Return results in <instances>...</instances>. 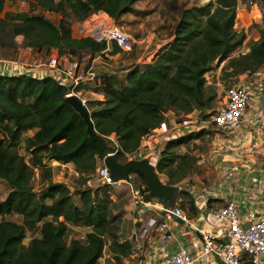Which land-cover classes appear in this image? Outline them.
<instances>
[{"label":"trees","instance_id":"obj_1","mask_svg":"<svg viewBox=\"0 0 264 264\" xmlns=\"http://www.w3.org/2000/svg\"><path fill=\"white\" fill-rule=\"evenodd\" d=\"M33 1L31 14L16 11L2 16L6 2L0 0V49L5 55L16 49L18 36L46 55L51 50L75 57L105 51L104 42L73 38L71 26L96 12L117 23L122 16L136 13L133 6L138 0ZM197 1L207 3L181 10L173 40L150 63H136L140 52L134 46L121 53L129 59L126 69L105 66L108 72H101L100 89H94L102 92L103 100L86 103L94 130L108 146L114 145L115 159L121 164L127 161L124 154L135 152L141 138L158 127L166 114L183 119L197 110L201 120L208 118L205 113L214 97L205 87L206 73L223 62L226 78L264 66V31L247 53L239 52L246 34L234 29L238 0ZM49 15L60 19L54 23ZM113 46L114 55L119 50ZM66 94L50 78L0 76V181L8 189L0 201V264H105L106 259L109 264H130L133 242L119 237L110 198L89 185L90 174L102 166L107 153L87 136L86 125ZM203 132L188 133L163 147L155 171L166 184L175 186L195 171L197 160L179 149ZM51 164L71 166L78 174L75 189L53 182ZM36 175L44 185L38 192L33 188ZM136 176L143 192L149 191L144 179ZM178 198L177 205L189 218L195 217L193 196L181 189ZM14 216L19 221L6 220ZM27 234L32 238L25 245Z\"/></svg>","mask_w":264,"mask_h":264},{"label":"built area","instance_id":"obj_2","mask_svg":"<svg viewBox=\"0 0 264 264\" xmlns=\"http://www.w3.org/2000/svg\"><path fill=\"white\" fill-rule=\"evenodd\" d=\"M15 6L20 14L35 11L28 0H19ZM78 33L81 38L104 42L106 50L95 55L83 54L76 57L60 56L56 50H51L46 55L26 46L24 41L15 39L16 50L12 57L0 58V76L50 78L66 89V97H77L86 108L88 100L84 98V94L89 93L91 88L100 87L102 83L101 72L98 71V64L104 65L102 55L110 49L111 44H115L121 53H129L135 42L104 12L93 13L81 21ZM212 74L213 71L206 73L205 81ZM260 96H264V66L245 74L238 82H229L224 90L221 108L211 115L207 111L206 120H201V112L197 110L185 115L183 119H178L171 113L166 114L158 127L141 138L138 149L131 154L125 153L124 158L127 161L147 160L155 168L161 150L169 141L208 126L214 131L226 132L227 135L236 136L244 127H248L249 133L262 135L264 113L256 114L251 121L247 120L249 111L256 110L259 105ZM109 139L117 146L112 137ZM114 150L116 154L115 147ZM95 175L106 187L122 184L128 186L129 206L135 215L140 217L146 211L155 214L147 220L137 219L138 222L130 230L128 238L133 242L132 253L142 255L135 264H197L199 258L210 257L213 260L215 256L225 264H264V213L250 212L242 216L233 202H226L222 207L213 209L210 212L211 220L207 221L210 231L196 227L193 229L191 226L199 237L195 242L199 255H193L182 247L170 249L176 238L164 219L173 217L182 225H190V218L179 206L163 207L156 200L145 201L148 191L135 188L129 181L114 183L104 163L95 171ZM203 192L207 196L212 194L206 190ZM154 243L158 245L156 249L153 247ZM146 251L150 255L147 258L143 255Z\"/></svg>","mask_w":264,"mask_h":264},{"label":"rangeland","instance_id":"obj_3","mask_svg":"<svg viewBox=\"0 0 264 264\" xmlns=\"http://www.w3.org/2000/svg\"><path fill=\"white\" fill-rule=\"evenodd\" d=\"M6 7L9 4L15 6L19 0H5ZM34 3L33 0H28ZM207 1H197V0H138L133 6L136 13L131 15L127 14L121 17L117 24L122 28V31L129 35L134 42L140 43L135 44V47L139 50V64L144 65L152 61L155 55L168 43L173 40V29L179 19L180 12L182 9H188L191 7L203 6ZM46 15V14H45ZM51 21L57 23L58 15H49ZM234 29L236 32H245L246 40L245 44L241 47V53H247L249 45L257 41L260 32L264 31V0H238L236 8V19ZM6 40L7 37L3 36ZM126 55L122 54L116 60L113 58H108L102 55V62L105 66L113 67L117 70L123 71L128 65ZM224 62L217 66L213 70V74L208 77L205 81V87L209 94L213 96L211 101V108L208 112L211 114L217 112L223 104V96L225 87L229 82H238L245 75L240 77H224L222 67ZM86 98V97H84ZM262 113L259 105L256 106V110L249 111L247 120L251 121L256 114ZM207 114V113H205ZM201 117V115H200ZM209 127V128H208ZM206 129H202L203 135L193 142H191L187 147H182L179 149V153H189L190 156L194 157L196 160L201 159L202 156H207L211 151L212 142L219 139H224L227 137L226 132H217L212 130L211 126ZM201 131V130H200ZM264 141V134L260 136ZM109 146H114L109 144ZM22 151H20L21 153ZM124 157V156H123ZM123 157H118L117 159L123 161ZM53 166V182L65 184L72 190L75 189V179L77 178L68 169L57 167L55 164ZM56 166V167H55ZM196 165L195 172L202 173ZM213 172V170H211ZM210 173V172H208ZM160 176V175H159ZM163 183L166 184V179L160 176ZM135 188H144L141 181L133 173L128 180ZM192 181L197 182L192 178ZM192 182V183H193ZM89 185L92 189H97L99 193H105L111 200V216L115 218L114 225L117 227V233L121 239L129 237L130 228L128 224V207L130 203V196L128 186L122 184L121 186H113L110 188H102L100 181L97 179L95 173L90 174ZM176 186V185H175ZM33 188L36 192L42 191L44 185L39 181L38 176H35L33 181ZM102 188L101 190H99ZM8 189L3 181H0V201L6 196ZM210 216L208 215L207 218ZM6 220L19 221L17 217H7ZM1 221V218H0ZM38 236V235H37ZM32 238L31 234H27L24 244L27 245ZM103 260H101V263ZM108 259L105 260V264H109Z\"/></svg>","mask_w":264,"mask_h":264},{"label":"crops","instance_id":"obj_4","mask_svg":"<svg viewBox=\"0 0 264 264\" xmlns=\"http://www.w3.org/2000/svg\"><path fill=\"white\" fill-rule=\"evenodd\" d=\"M15 12L16 6L9 4L8 7H6L5 3L2 16L5 13L13 14ZM57 18L58 20L60 19L59 16ZM79 23L80 22H76L71 26V34L73 38H81L78 33ZM15 39L23 41V37L21 36H18ZM135 44L139 45L140 43L135 42ZM113 45L114 44H111L110 49L104 53V56L116 60L121 56V52L119 51L117 54L113 55L111 53L113 52ZM138 49L140 50L139 46ZM15 50L16 49L11 51L8 55H5L3 50L0 49V58L8 59L12 57ZM136 63L139 64V60H137ZM98 71L103 73L108 72V68L104 65L98 64ZM94 89L95 88H91L89 93L87 92L84 94V97H86L88 101H102V92L94 91ZM260 136L261 135L258 136L249 133L248 127H244L236 136L227 135L226 138L219 140H216L215 138L212 142L210 153H208L207 156L201 155V159L196 161L197 166H199V164L201 165L198 169H200L202 173H199L200 175L198 176V173L193 171L187 178L180 181V184L178 183L180 186H178V188L180 190L185 189L193 196L198 212L195 217L190 218V225H182L173 217L171 219H164L169 226V231L176 238L170 247L171 250L182 247L189 250L193 255H199V249L195 245V242L199 237L196 232H194L195 230H192V227L193 229L196 227L198 229L210 231V227H208L209 223L207 221H210L211 217L207 218L208 215L210 216V212L213 209L222 207L226 202L235 203L242 216L250 212L256 214L264 213V141ZM247 166L249 168H247ZM66 168L75 176L78 175L72 170L70 165H67ZM211 170H213V172H211ZM192 178L199 181L193 182ZM204 190L211 192L212 194L207 196L203 192ZM179 202L180 199L177 195L174 206H178L177 204ZM127 209L130 229L139 219L147 220L148 218L155 216L153 212L146 211L139 217L135 215V212L132 211L130 206ZM127 239L130 240L128 237ZM157 246V243H154L153 247L155 249ZM143 255L145 258L150 256L148 251L144 252ZM139 256H142L141 253L137 254L133 252L127 259V263L135 264L139 261ZM197 264L217 263L214 259L212 260L210 257H207L204 259L199 258Z\"/></svg>","mask_w":264,"mask_h":264},{"label":"water","instance_id":"obj_5","mask_svg":"<svg viewBox=\"0 0 264 264\" xmlns=\"http://www.w3.org/2000/svg\"><path fill=\"white\" fill-rule=\"evenodd\" d=\"M66 101L72 109L80 116L86 125L87 136L99 143L106 151L107 155L103 160L104 165L109 171L111 181L127 182L129 177L134 173L141 176L146 186L149 188L145 201L156 200L163 207H171L175 205L177 195L180 189L177 186H171L161 181L160 176L155 171L147 160H131L124 164L117 162L115 159L114 147L108 146L105 139L96 133L90 115L85 107L81 105L80 100L75 96L66 97ZM258 104L261 111L264 113V96L258 98ZM217 264H225L217 256L214 257Z\"/></svg>","mask_w":264,"mask_h":264}]
</instances>
